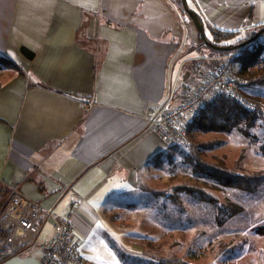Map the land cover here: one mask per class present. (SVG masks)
<instances>
[{
  "label": "crops",
  "instance_id": "obj_1",
  "mask_svg": "<svg viewBox=\"0 0 264 264\" xmlns=\"http://www.w3.org/2000/svg\"><path fill=\"white\" fill-rule=\"evenodd\" d=\"M176 1L0 0V188L45 208L37 243L74 207L78 254L102 264L89 238L116 229L108 204L168 149L150 121L215 68L197 69L199 33L183 27ZM191 1L210 25L236 31L231 41L264 25V0ZM42 256L33 245L0 264Z\"/></svg>",
  "mask_w": 264,
  "mask_h": 264
},
{
  "label": "rangeland",
  "instance_id": "obj_2",
  "mask_svg": "<svg viewBox=\"0 0 264 264\" xmlns=\"http://www.w3.org/2000/svg\"><path fill=\"white\" fill-rule=\"evenodd\" d=\"M233 49L230 48L231 52L224 56L216 57L207 51L205 54L201 50L195 52L200 57L205 56L203 60H196L199 64L196 67L207 69L214 63L225 62L228 55H232L237 66L235 71L231 70L234 75V78L230 75L232 86L241 99L248 101L250 110L255 109L260 114L250 125L248 118L242 117L239 128L233 126L227 131L210 128L209 122L203 120L200 125L208 128L197 127L192 135L193 140L200 144L210 143L209 148H202L205 153L201 154L202 158L219 156L228 167L234 166L250 173L264 168V94L260 97L245 96L241 86L246 83V77L238 73L239 62L235 59ZM259 67L258 62L248 72H256ZM256 88L264 92V85H257ZM226 96L234 99L230 95ZM180 148L186 151L189 146ZM181 160L182 156L178 152L163 158L159 165L142 170L136 187L125 192L124 200L114 205L108 204L116 229L105 235L103 242L101 238H89L93 256L102 264H163V261L177 259L191 264H264V190L259 195L247 198L209 190L216 198L215 206L228 199L247 203L244 217L229 218L218 224L210 216L211 210L194 204L184 194L180 195L178 204L165 195L155 194L164 189L165 184L174 182L170 180L173 174L185 167ZM5 201L7 196L2 203ZM2 206L0 204V215L5 208ZM212 212H216V209ZM219 240L231 242L221 247Z\"/></svg>",
  "mask_w": 264,
  "mask_h": 264
},
{
  "label": "trees",
  "instance_id": "obj_3",
  "mask_svg": "<svg viewBox=\"0 0 264 264\" xmlns=\"http://www.w3.org/2000/svg\"><path fill=\"white\" fill-rule=\"evenodd\" d=\"M185 1L187 7L196 13L197 18L203 27L206 40L209 44L214 46L223 47L237 45L251 37L260 28L255 29L244 37L231 41L237 36L236 31H227L210 25L205 21L200 10L195 5H192L191 0ZM175 5L178 17L181 20V23H183V27L185 22L192 23L190 15L183 10L182 0H177ZM262 38H264V32L258 35L254 40L232 50L235 54V59L239 62L238 73L246 77V83L241 86V90L245 96L247 95L249 98L260 97L264 94L261 89L256 88L257 85H264V40ZM197 47L200 48V50L203 48L209 55L214 57L224 56L226 53L231 52L229 49L224 50L207 45L201 39L200 34ZM260 55L261 57H259ZM258 62L260 63V67L257 71L249 73V68L253 67ZM218 65L219 64L214 63L210 68H214ZM258 114H260V112L255 111V109H247V107H244L241 103L223 94H219L214 99L207 101L197 114L193 115L186 121V132L190 142L189 148L186 151H182L179 146L168 147L167 151L148 160L146 166L154 167L159 165L163 158L179 152L182 156L181 162L185 165L182 170L173 174L170 179L174 180L173 183H170L169 185L165 184L163 186L164 189L155 192V194L165 195V197L172 200L175 204H178L177 202L179 201L180 195L184 194L194 204L201 205L202 208L211 210L210 216L214 218L215 222L218 224H221L229 218L244 217L247 203L228 199L215 206L216 198L209 192V190L229 192L244 198L250 196L254 197L261 194L264 190V168L247 173L238 170L234 166L228 167L219 156H210V159H204L201 156V154L204 153L202 148H209L210 143H205L204 145L198 143L193 140L192 133L197 127H200V129L201 127L202 129L208 128L204 125H200V121L203 120L209 122L208 126L210 128L227 131L233 126L239 128L238 123L242 117L244 119L248 118V125H250ZM203 156L205 158L207 157L206 155ZM170 159L172 158L170 157ZM11 195L9 189L0 188V204L3 205L2 207L7 205ZM6 196L7 202L5 201L6 203H2ZM213 209H216V212L213 213ZM230 242L231 241L225 243L224 241L219 240L218 244L221 247H224ZM163 264L191 263L177 259L163 261Z\"/></svg>",
  "mask_w": 264,
  "mask_h": 264
},
{
  "label": "built area",
  "instance_id": "obj_4",
  "mask_svg": "<svg viewBox=\"0 0 264 264\" xmlns=\"http://www.w3.org/2000/svg\"><path fill=\"white\" fill-rule=\"evenodd\" d=\"M232 62V55H228L227 60L213 70L203 71L198 85H187L183 89L178 104L167 108L159 117L150 121L151 130L167 147L189 146L187 119L219 94L230 95L244 107L251 108L248 101L241 99L232 86L230 78H234L232 71L237 67ZM146 113H151V110L147 109ZM73 212L74 207L61 218H54L53 235L39 244L36 242V233L46 210L40 203L14 189L0 215V259L23 247L38 245L43 251L42 264H85L78 254L72 233Z\"/></svg>",
  "mask_w": 264,
  "mask_h": 264
},
{
  "label": "water",
  "instance_id": "obj_5",
  "mask_svg": "<svg viewBox=\"0 0 264 264\" xmlns=\"http://www.w3.org/2000/svg\"><path fill=\"white\" fill-rule=\"evenodd\" d=\"M182 7H183V10H184L185 12H187L188 15H190V17H191V21H192L193 25L195 26L196 30L198 31V33L200 34L201 39H202L207 45H210V46H212V47H217V46H214V45L208 43V41H207L206 38H205V34H204L203 27H202V25L200 24V22H199V20H198V18H197L196 13H195L194 11L190 10V9L187 7V5H186V1H185V0H182ZM263 32H264V27L258 29V30H257V31H256L251 37H249L248 39H246V40L240 42V43L237 44V45H229V46H223V47H217V48H221V49L227 50V49H230V48H236V47L243 46L244 44H246V43H248V42L254 40L255 38H257L258 35H260V34L263 33ZM20 50H21V53H22L25 57H27V58H31V56L33 55V53H32L29 49H27V48H25V47H21Z\"/></svg>",
  "mask_w": 264,
  "mask_h": 264
}]
</instances>
